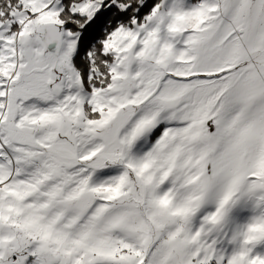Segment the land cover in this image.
Returning <instances> with one entry per match:
<instances>
[{
	"label": "snow or ice",
	"instance_id": "1",
	"mask_svg": "<svg viewBox=\"0 0 264 264\" xmlns=\"http://www.w3.org/2000/svg\"><path fill=\"white\" fill-rule=\"evenodd\" d=\"M0 264H264V0H0Z\"/></svg>",
	"mask_w": 264,
	"mask_h": 264
}]
</instances>
